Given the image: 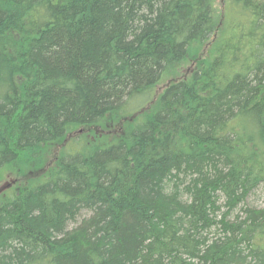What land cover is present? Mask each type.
<instances>
[{
  "label": "trees",
  "instance_id": "obj_1",
  "mask_svg": "<svg viewBox=\"0 0 264 264\" xmlns=\"http://www.w3.org/2000/svg\"><path fill=\"white\" fill-rule=\"evenodd\" d=\"M229 11L0 0V264H264V0Z\"/></svg>",
  "mask_w": 264,
  "mask_h": 264
},
{
  "label": "rangeland",
  "instance_id": "obj_2",
  "mask_svg": "<svg viewBox=\"0 0 264 264\" xmlns=\"http://www.w3.org/2000/svg\"><path fill=\"white\" fill-rule=\"evenodd\" d=\"M213 3H214V11H215L216 17L220 16V19H221L220 21H223V19L225 17V13H227L228 15L230 13V11H229L230 10V0H213ZM215 35H218V32ZM110 123H112V121H110ZM101 129H102V127H101ZM102 131L105 132L104 130H102ZM91 135H93V134H91ZM91 135H89V137L91 138V141H93L94 137ZM65 142H66L65 143L66 144L65 150L68 151V150H72L73 148H80V144H81V142L82 143L85 142V138L83 136L72 134V135H69L67 137ZM7 171L8 170L2 171L0 174V180L4 179L2 182L9 183V181L12 180L11 177H16L17 174L19 175L21 173H24V174L26 173V171L19 170V168H17V170L9 169V171L8 172ZM12 185H13V182L11 184H8V185L5 184L3 189L7 190ZM262 195H263V193H260V197L258 196L259 198L253 199V203H254L255 207H259L262 205V197H261Z\"/></svg>",
  "mask_w": 264,
  "mask_h": 264
}]
</instances>
